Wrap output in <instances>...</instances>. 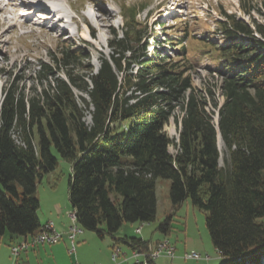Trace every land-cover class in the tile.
Returning a JSON list of instances; mask_svg holds the SVG:
<instances>
[{
	"label": "trees",
	"instance_id": "1",
	"mask_svg": "<svg viewBox=\"0 0 264 264\" xmlns=\"http://www.w3.org/2000/svg\"><path fill=\"white\" fill-rule=\"evenodd\" d=\"M144 6L122 4L123 34L113 30L112 53L96 71L80 48L63 44L52 62L29 67L35 84L4 87L0 233L40 231L37 184L62 158L71 164L69 200L84 229L147 248L150 241L116 235L124 223L157 221L156 180L163 177L175 210L190 199L205 212L226 264H264V24L221 10L217 32L199 36L185 25L176 37L165 34L167 51L153 36L149 52L138 28ZM242 9L250 15L257 8ZM203 58L221 77L222 103L193 84ZM171 118L177 138L165 130ZM172 221L168 214L157 225L166 237Z\"/></svg>",
	"mask_w": 264,
	"mask_h": 264
},
{
	"label": "rangeland",
	"instance_id": "2",
	"mask_svg": "<svg viewBox=\"0 0 264 264\" xmlns=\"http://www.w3.org/2000/svg\"><path fill=\"white\" fill-rule=\"evenodd\" d=\"M18 1L20 0H9L8 6L2 4L0 10V103L4 97L1 90L4 89L6 84L14 81L18 82L19 86L23 88L35 84L32 78L33 73L29 67L40 61L52 62L51 56L52 54L56 55V50L60 45L65 44L71 48H80L82 54L87 56L84 65H90L96 71L101 64V59L109 58L112 53L109 42L113 40V30L121 35L125 27L121 16L122 4L138 7L145 4L144 10L141 9L142 7L139 9L140 12L137 18L140 22L138 28L142 31L140 45L150 44L149 52H152V46L155 45L153 39H151L152 36L163 39L159 44L157 43V46L159 49L167 51L165 47L168 45L163 43L166 38L165 34L176 37L182 32L185 25L192 28L193 32L199 36L205 33L213 34L214 31L217 32L214 20L222 16L221 10L236 13L238 17L249 23L256 20L264 24V6L260 4L262 0H104L100 4H98L99 0H97L98 3L93 2L94 4H90L89 0H60L66 22L58 23L56 27H54V24L57 22V17L54 18L52 23L45 24L48 19L44 17L45 14L38 13L35 17L30 16L31 13H25L26 7H14L16 5L20 6L21 1L19 3ZM69 4L73 10L69 8ZM242 4L246 7L255 6L257 9L249 15L242 9ZM18 10L19 12L16 13ZM64 11L75 19L71 18L72 22L69 21ZM91 14L92 17H90ZM97 14H102L100 22L97 21ZM29 16L30 18H27ZM83 19L88 24V28L91 34H94V37L89 36V30L83 23ZM9 21L15 23V28L14 26L11 27ZM217 40L222 42L221 38ZM169 53L172 54V52ZM213 70L214 62L209 58H204L196 70L192 71L193 84L196 88L203 90L205 94L206 90H211L215 94V99L222 103L224 97L222 95L221 77ZM208 96L210 95L208 94ZM212 109L209 104L208 110ZM216 116L217 114L214 116L215 122ZM165 130L172 138L178 137V125L174 118H171L165 125ZM218 146L221 151L220 163L224 165L223 142H218ZM171 151L174 152L175 148L171 147ZM71 175L70 162L60 158L55 170L45 174L38 182L39 187H47L54 191L68 205V211L73 210L70 207L68 194ZM170 190V179L159 177L156 180L158 217L162 220L168 214L173 215V230L170 235L172 240L179 246L185 243V238L188 236L191 243L200 242L199 245L203 244V246L213 249L205 222V212L195 208L190 199L185 200L175 210ZM46 196L45 192L44 198ZM43 206L46 207V203L43 202ZM157 223H145V231L154 230ZM141 224L138 222L125 223V225H138V227ZM81 228L84 235L92 234L94 236V240H91L88 244L86 243V252L83 254L86 264H93L96 260L99 262L106 260V250L109 251L106 243L93 231L86 230L82 226ZM136 236L141 237L142 235L136 231ZM105 238L110 239L108 235ZM84 242L81 241L79 244ZM191 243L188 246L190 250L194 248L201 254H206L205 250L201 248L202 246L194 247ZM69 258L64 259V264H68L69 260H72L71 257ZM204 260L184 259L183 263L206 264L207 260ZM60 262L62 263L61 258Z\"/></svg>",
	"mask_w": 264,
	"mask_h": 264
},
{
	"label": "crops",
	"instance_id": "3",
	"mask_svg": "<svg viewBox=\"0 0 264 264\" xmlns=\"http://www.w3.org/2000/svg\"><path fill=\"white\" fill-rule=\"evenodd\" d=\"M42 184L43 183L41 182V185ZM47 189H48L47 187H43V186L39 187L37 184L36 195L40 201V207L37 211V214L41 225H44L50 221L54 222L56 229L60 231L63 235L62 239L55 244H49V243L37 244L33 247H30L28 250L22 251L18 256H14L11 250V246L13 244L20 243L24 240H29L32 237L26 238L24 236H17L10 234L9 232L0 233V264H64L65 263L64 259L65 258L70 259L69 257H71L72 260L71 261L69 260L68 264H75L76 262L78 264H86V261L83 257V254H85L86 252V243L88 244L91 240H94V236H92V234L84 235V232L81 235H79L76 240L77 242L76 253L71 254L69 252L70 241L68 240L67 237L68 228H69V217L67 215V211L69 210V207H67L68 205L58 195H56L54 191ZM45 192L47 196L44 198ZM68 194H69V190H68ZM43 202L46 203V207L43 206ZM70 207L72 208L71 202H70ZM160 221L162 220L160 217H158V199H157V221L155 222L159 223ZM77 224L79 223L77 222ZM123 225L118 231L116 237L119 238L125 237L126 239L127 238L129 239L131 237H137L136 228L138 227V225L129 226V225H125V223ZM157 225L155 226V229L152 231H148V230L145 231L146 226H144L141 230L142 236L138 238L142 239L143 241H150L151 243H155L163 238H169L177 247V257L175 259L161 257L155 262V264H184L183 263L184 259L182 258V255L185 251L190 250L188 248V246L191 243L189 237L187 236L188 238L187 237H186L187 239L185 238V243L183 245L178 246V244L174 242L170 236L166 237V235H164L161 231H159L157 229ZM105 236H107V234H105L102 237L100 236L99 237L102 239V241L106 243L107 249H109V251L106 250V254H107L106 260L100 262L96 260L93 264H134L133 259L129 258L130 248L126 243L123 242H119V243L122 245L125 255L122 256L117 263H114L112 261L111 254L115 240L113 239V237L109 235L108 237L110 239L107 240ZM81 241H85V242L79 244ZM199 244L200 242L194 244L191 243V245L194 247L202 246L201 248H203L206 254H208L211 257V259L206 261V264H226L228 263V261H230V259H227L219 255L218 251L214 246L212 249L205 245L203 246V244L202 245ZM192 250H196V249L193 248ZM60 258L62 260V263L60 262Z\"/></svg>",
	"mask_w": 264,
	"mask_h": 264
},
{
	"label": "built area",
	"instance_id": "4",
	"mask_svg": "<svg viewBox=\"0 0 264 264\" xmlns=\"http://www.w3.org/2000/svg\"><path fill=\"white\" fill-rule=\"evenodd\" d=\"M69 217V228L67 237L70 241L69 252L71 254L76 253L77 237L83 232L81 225L77 224L74 219L73 210L67 212ZM141 233V232H140ZM63 235L55 227L54 222L50 226V229H44L43 240H34V236L29 240H24L20 243L13 244L11 250L14 256H18L22 251L28 250L40 243L55 244L62 239ZM130 248V257L133 259L134 264H155V262L161 257H167L175 259L177 257V247L173 242H165V238L158 240L155 243H149L147 248L133 247L132 242L126 243ZM125 253L122 245L119 242H114L112 248L111 258L114 263H117ZM183 259H194V260H209L211 257L208 254H201L196 250L185 251L182 255ZM75 264H78L77 262Z\"/></svg>",
	"mask_w": 264,
	"mask_h": 264
},
{
	"label": "bare ground",
	"instance_id": "5",
	"mask_svg": "<svg viewBox=\"0 0 264 264\" xmlns=\"http://www.w3.org/2000/svg\"><path fill=\"white\" fill-rule=\"evenodd\" d=\"M8 1L9 0H0V10H1V5L2 4H5V5H7L8 6ZM21 1V3H20V6H14L15 8L16 7H21V6H26V4H28V1L29 0H20ZM86 1V0H85ZM90 2L91 3H93V2H96V3H98L97 2V0H90ZM94 4V3H93ZM28 7H30V9H28L29 10V12L31 13V15L30 16H33V17H35V16H37L38 15V13H42V14H45L46 16V18H48L46 21H45V24H50V23H52V21L54 20V18H55V16L57 17V22H56V24H54V27H56L57 26V24L58 23H63V22H66V18H65V16L63 15V8H62V5H61V3H59V2H57L56 4H54L53 5V7L52 8H47V6L45 7V6H41V5H38L37 7H31V5L30 6H28ZM33 9V10H32ZM2 10H3V8H2ZM53 14L55 15V16H53ZM30 16L29 17H27V18H30ZM90 17H92V14H91V16ZM102 14H97V21H101L102 19ZM26 21H27V19H26ZM10 22V21H9ZM10 24L12 25L11 27H13V23H11L10 22ZM88 25V24H87ZM93 32V31H92ZM215 119H216V117H215ZM219 142H222V139H220L219 138ZM73 214H74V219H75V221H76V223L78 222L77 221V213L73 210ZM52 221H50V222H47L46 224H44V225H42L41 226V228H40V231L34 236V240H43V237H44V229H50V226L52 225ZM144 224L145 223H142L141 224V226H139V227H137L136 228V231L139 233V232H141V230H142V228H143V226H144ZM81 230H82V232H83V229L81 228ZM165 242H172L169 238H165Z\"/></svg>",
	"mask_w": 264,
	"mask_h": 264
},
{
	"label": "water",
	"instance_id": "6",
	"mask_svg": "<svg viewBox=\"0 0 264 264\" xmlns=\"http://www.w3.org/2000/svg\"><path fill=\"white\" fill-rule=\"evenodd\" d=\"M216 123H217V125H218V116H217ZM219 138H220V139H222V137H221V134H220V133H219V135H218V141H219Z\"/></svg>",
	"mask_w": 264,
	"mask_h": 264
}]
</instances>
